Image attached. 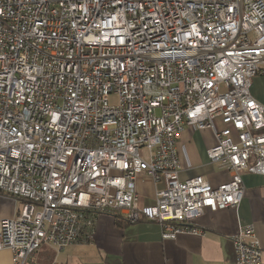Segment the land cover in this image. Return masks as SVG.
Listing matches in <instances>:
<instances>
[{"label":"built area","instance_id":"1","mask_svg":"<svg viewBox=\"0 0 264 264\" xmlns=\"http://www.w3.org/2000/svg\"><path fill=\"white\" fill-rule=\"evenodd\" d=\"M263 74L264 0H0V194L21 202L0 251L29 264L91 242L101 214L204 235L196 219L238 208L243 173L264 182ZM185 126L212 130L230 181L180 178ZM145 180L163 183L152 204ZM233 241L236 264H262L254 224Z\"/></svg>","mask_w":264,"mask_h":264},{"label":"crops","instance_id":"2","mask_svg":"<svg viewBox=\"0 0 264 264\" xmlns=\"http://www.w3.org/2000/svg\"><path fill=\"white\" fill-rule=\"evenodd\" d=\"M251 92L264 105V74L254 78ZM215 142L212 130L185 126L176 142L182 180L201 175L215 186L231 180V174L207 156V149ZM243 181L246 191L238 208L206 209L196 219V224L205 230L204 235L179 234L165 239L156 222L120 224L117 218L101 214L91 242H78L63 249L47 243L29 264H236L233 236L247 224L255 226L264 263L263 178L245 172ZM162 187L163 183L154 186L145 180L138 183L137 192L145 203L152 204L156 188ZM20 205V200L0 194V220L14 217ZM0 264H12L9 250L0 251Z\"/></svg>","mask_w":264,"mask_h":264},{"label":"rangeland","instance_id":"3","mask_svg":"<svg viewBox=\"0 0 264 264\" xmlns=\"http://www.w3.org/2000/svg\"><path fill=\"white\" fill-rule=\"evenodd\" d=\"M109 102H110L111 105L117 104L118 103V96L116 94H114V93L110 94L109 95ZM186 150H189L188 146H186ZM111 174L115 175V174H120V173L117 172V171L111 170Z\"/></svg>","mask_w":264,"mask_h":264},{"label":"bare ground","instance_id":"4","mask_svg":"<svg viewBox=\"0 0 264 264\" xmlns=\"http://www.w3.org/2000/svg\"><path fill=\"white\" fill-rule=\"evenodd\" d=\"M77 175H86V167H78Z\"/></svg>","mask_w":264,"mask_h":264},{"label":"trees","instance_id":"5","mask_svg":"<svg viewBox=\"0 0 264 264\" xmlns=\"http://www.w3.org/2000/svg\"><path fill=\"white\" fill-rule=\"evenodd\" d=\"M120 221V224H127V223H125V222H123L122 220H119ZM262 264H264V263H262Z\"/></svg>","mask_w":264,"mask_h":264},{"label":"water","instance_id":"6","mask_svg":"<svg viewBox=\"0 0 264 264\" xmlns=\"http://www.w3.org/2000/svg\"><path fill=\"white\" fill-rule=\"evenodd\" d=\"M262 246V245H261ZM262 250H263V247H262ZM263 263V262H262Z\"/></svg>","mask_w":264,"mask_h":264}]
</instances>
